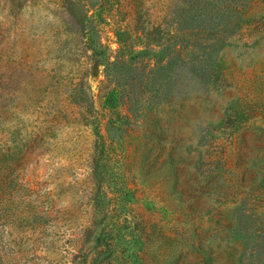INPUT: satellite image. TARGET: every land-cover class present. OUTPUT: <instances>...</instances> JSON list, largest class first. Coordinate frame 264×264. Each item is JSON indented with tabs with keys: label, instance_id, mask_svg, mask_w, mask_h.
Masks as SVG:
<instances>
[{
	"label": "rangeland",
	"instance_id": "rangeland-1",
	"mask_svg": "<svg viewBox=\"0 0 264 264\" xmlns=\"http://www.w3.org/2000/svg\"><path fill=\"white\" fill-rule=\"evenodd\" d=\"M0 264H264V0H0Z\"/></svg>",
	"mask_w": 264,
	"mask_h": 264
}]
</instances>
